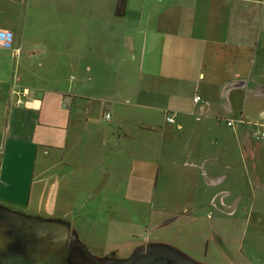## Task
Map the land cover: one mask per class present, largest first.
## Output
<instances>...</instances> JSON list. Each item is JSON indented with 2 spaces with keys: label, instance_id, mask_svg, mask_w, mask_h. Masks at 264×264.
<instances>
[{
  "label": "crops",
  "instance_id": "1",
  "mask_svg": "<svg viewBox=\"0 0 264 264\" xmlns=\"http://www.w3.org/2000/svg\"><path fill=\"white\" fill-rule=\"evenodd\" d=\"M122 1L0 0L18 49L0 46V204L48 215L62 165L104 207L165 189L221 220L254 189L264 200V0ZM61 202V219L87 208ZM220 256L254 264L235 244Z\"/></svg>",
  "mask_w": 264,
  "mask_h": 264
},
{
  "label": "rangeland",
  "instance_id": "2",
  "mask_svg": "<svg viewBox=\"0 0 264 264\" xmlns=\"http://www.w3.org/2000/svg\"><path fill=\"white\" fill-rule=\"evenodd\" d=\"M102 104L99 100L93 101L92 105L101 113ZM111 124L114 131L113 119ZM118 127L119 124L115 128L117 133ZM126 165L130 166L132 162L128 161L125 167ZM73 171L75 169L68 165L65 168L63 165L62 168H57V189L52 190L50 198L42 201L45 205L40 210L57 216V206L61 208V198L64 195L70 198L75 195V206L84 202L87 208H76L65 219L72 221L80 234L91 244H101L107 248L113 244L126 246L131 245L133 240L148 237L153 241L168 243L208 264H226L220 256L221 249L225 245L234 248L235 244L242 248L252 263L264 264V200L258 197L261 196L258 189H254L252 203L245 202L238 209L227 206L221 208L222 219L219 220V210L212 205L201 208L184 206L179 203L182 196L180 193H176L172 200L169 197L170 192L165 189L157 192V204L148 203L135 207L132 202L129 203L130 199L123 200L119 195L114 196L111 193L108 198L111 205L104 207L94 195L96 191L85 189L86 180L83 177L86 175L68 176ZM125 174L128 179L129 169ZM113 179L111 175V182ZM162 199L165 202L162 203ZM113 201L115 204H112ZM52 202H56L57 206H48ZM162 221L167 224L160 225Z\"/></svg>",
  "mask_w": 264,
  "mask_h": 264
},
{
  "label": "flooded vegetation",
  "instance_id": "3",
  "mask_svg": "<svg viewBox=\"0 0 264 264\" xmlns=\"http://www.w3.org/2000/svg\"><path fill=\"white\" fill-rule=\"evenodd\" d=\"M156 243L168 244L147 240L128 251L108 249L91 244L67 219L0 204V264H129L149 260ZM166 262L176 264L170 256Z\"/></svg>",
  "mask_w": 264,
  "mask_h": 264
},
{
  "label": "water",
  "instance_id": "4",
  "mask_svg": "<svg viewBox=\"0 0 264 264\" xmlns=\"http://www.w3.org/2000/svg\"><path fill=\"white\" fill-rule=\"evenodd\" d=\"M150 250L152 252L148 253L149 260L128 261L129 264H168L166 258L169 256L173 257L176 264H202L169 244L156 243L150 247Z\"/></svg>",
  "mask_w": 264,
  "mask_h": 264
},
{
  "label": "built area",
  "instance_id": "5",
  "mask_svg": "<svg viewBox=\"0 0 264 264\" xmlns=\"http://www.w3.org/2000/svg\"><path fill=\"white\" fill-rule=\"evenodd\" d=\"M0 46L4 47L6 49H11V50H15V51L17 50L18 51V49L14 48L13 40H12V34L10 32H8V31L1 30V29H0ZM24 92H25V90H24ZM197 99L198 98L195 97V100H197ZM106 116H107V118H109L110 117V113H107ZM167 120L169 122H175V117L173 115H171V116H169L167 118ZM228 124L231 125L232 121H228ZM256 135H257V137L264 138V131H262L260 133L257 132Z\"/></svg>",
  "mask_w": 264,
  "mask_h": 264
},
{
  "label": "trees",
  "instance_id": "6",
  "mask_svg": "<svg viewBox=\"0 0 264 264\" xmlns=\"http://www.w3.org/2000/svg\"><path fill=\"white\" fill-rule=\"evenodd\" d=\"M124 2V0L122 1V3Z\"/></svg>",
  "mask_w": 264,
  "mask_h": 264
}]
</instances>
